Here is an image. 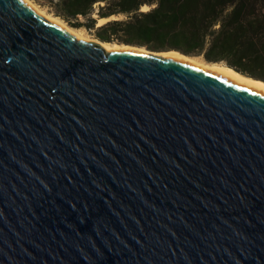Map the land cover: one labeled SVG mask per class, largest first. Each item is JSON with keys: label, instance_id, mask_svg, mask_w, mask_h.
I'll return each mask as SVG.
<instances>
[{"label": "water", "instance_id": "water-1", "mask_svg": "<svg viewBox=\"0 0 264 264\" xmlns=\"http://www.w3.org/2000/svg\"><path fill=\"white\" fill-rule=\"evenodd\" d=\"M137 47L0 0V264H264V91Z\"/></svg>", "mask_w": 264, "mask_h": 264}, {"label": "trees", "instance_id": "trees-1", "mask_svg": "<svg viewBox=\"0 0 264 264\" xmlns=\"http://www.w3.org/2000/svg\"><path fill=\"white\" fill-rule=\"evenodd\" d=\"M45 1L68 25L95 28L100 41L201 55L264 80V0Z\"/></svg>", "mask_w": 264, "mask_h": 264}, {"label": "bare ground", "instance_id": "bare-ground-1", "mask_svg": "<svg viewBox=\"0 0 264 264\" xmlns=\"http://www.w3.org/2000/svg\"><path fill=\"white\" fill-rule=\"evenodd\" d=\"M24 2H26L28 5L33 7L35 10H37L39 13H41L45 17H47L51 20H54L57 23H59L60 25L64 26L67 30H69L71 33H73L77 38H81V39H84V40H87V41H90L93 43L100 44L101 46H103V48L105 50H130V51H138V52H149V51L145 50L143 47H137V46H133V45L125 44V43H113V42H108V41H100L99 39H96V38L94 39V38L88 37L85 34H83L81 31L65 25L63 22H61L56 17L45 14L39 8H37L30 0H24ZM142 8L145 9L146 7L143 6ZM112 16L113 15H111L110 17H112ZM110 17H99L97 19L98 23L104 22L105 20H107ZM155 54L162 55V56L166 55V56H171V57H175V58H180V59L187 61L189 63H192L194 65L225 74V75H227L233 79H236V80H238L244 84H247L249 86H252L254 88H257L259 90L264 91V81H262L260 79L252 78L250 76H246V75L234 70L233 68L221 63V62H203L201 60H197L193 56H187V55L179 53L175 50L158 51Z\"/></svg>", "mask_w": 264, "mask_h": 264}, {"label": "rangeland", "instance_id": "rangeland-1", "mask_svg": "<svg viewBox=\"0 0 264 264\" xmlns=\"http://www.w3.org/2000/svg\"><path fill=\"white\" fill-rule=\"evenodd\" d=\"M37 8H39L42 12H44L45 14H47V15H51V16H54V17H56L57 19H59L61 22H63L65 25H67V26H69V27H71V28H74V29H77V30H79V31H81L83 34H85L86 36H88V37H91V38H96V39H98L96 36H95V28H89V27H87V26H85L84 24H82V25H80V26H78V27H72V26H70V25H68L64 20H62L61 18H59L58 16H56L54 13H53V8H52V6L49 4V3H47L45 0H30ZM143 9V8H142ZM146 9V8H145ZM93 16L94 17H96L97 16V14L96 13H93ZM123 15H119V16H117V17H122ZM116 16H112V17H110V18H108V19H111V18H115ZM98 19V18H97ZM107 19V20H108ZM78 20H80L81 22H85V18L84 17H82V16H79V19ZM106 21V20H105ZM104 21V22H105ZM101 23H103V22H101ZM101 23H98V20H96V24H95V26H97V25H99V24H101ZM113 43H117V42H113ZM126 44V43H125ZM130 45V44H129ZM134 46V45H133ZM193 57H195L197 60H201V61H203V62H206L207 60H205L204 58H203V56H201V55H196V56H193Z\"/></svg>", "mask_w": 264, "mask_h": 264}]
</instances>
